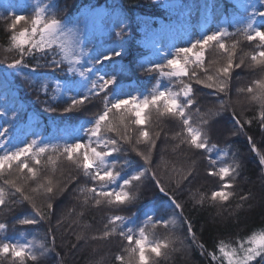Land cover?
<instances>
[{
	"label": "trees",
	"instance_id": "obj_1",
	"mask_svg": "<svg viewBox=\"0 0 264 264\" xmlns=\"http://www.w3.org/2000/svg\"><path fill=\"white\" fill-rule=\"evenodd\" d=\"M3 2L0 0V13L7 15L5 6L9 3L3 4ZM24 2L25 0H17L20 7ZM190 2L197 5L193 6L194 8L201 7L207 10L210 0H190ZM172 3H175V0H28V6L21 7V14H30L35 6L45 7L55 4L63 9L58 13L57 18L67 16L84 20V13L92 8L108 12L112 19L124 17L125 23L129 25V31L125 33V51L120 63L131 65L132 70L125 74L122 84L126 92L146 94L157 87V80L161 89L165 85H172L178 90L177 85L171 83L168 78L159 76L158 73L146 74L139 67V64L146 60L161 62L159 55L167 53L172 45L167 40L168 35L174 37L173 35L181 28L176 25L163 37L160 53L157 54L144 46L145 22L155 19L158 26L160 22L175 21L181 13L183 17H187L185 13L186 7L189 6L187 0H182L183 10L164 6ZM217 3L218 7L212 14V20L219 27H226L230 32H235L239 27L236 21L251 12V8L246 9L245 5L258 3V0H217ZM206 10L201 11V17L208 20ZM88 21L92 22V19H88L86 23ZM107 24L106 21L105 26ZM96 37L100 42L109 40L106 35L99 32L96 33ZM232 39L241 41L240 54L251 50L249 43L244 41L243 37L233 36ZM164 43L167 44L166 50L162 49ZM228 43H231V40ZM206 56L209 61L223 62V57L214 51H209ZM17 58L19 57L11 45L5 21L0 19V86L9 89L13 99L18 98L20 106L24 109V112H20L18 107L14 108L12 104L6 102L7 112L21 113L27 118L25 124L41 125L45 130L38 131V135L40 133L44 135L47 142L63 144L69 141L72 132L85 120L91 119L100 102L95 101L84 110L64 112L67 97L63 88L58 86V82L62 85L65 78L71 75L67 72V61L61 65V69L41 67L34 71L37 58L26 57V66H22V70L7 69L8 64ZM57 58H60L59 55ZM39 59L41 63H45V58ZM254 75L258 76L259 72L253 74L247 68L236 70L227 94H213L214 89L193 82L196 107L200 109L199 113L195 112V108L192 109L193 120L196 125L201 118L208 119L210 123L207 151H189L188 145H180V140L175 138V134L181 131L179 121L157 119L153 114L150 130L160 132L161 135L157 140L156 148L151 153L150 163L146 164L136 151L131 150L130 145H124L121 152L113 154L111 159L116 161V168L121 170V175L125 178L143 167L149 169V175L131 188L136 198L125 206L95 205L91 200L92 194L80 190L92 186L88 179L78 173L75 166L65 158H57L50 150L48 155H52L56 163H46L47 156L42 158L39 183L47 184L49 179L53 185L67 182V190L52 199L53 207L44 219L39 220L35 225H21L17 223L19 219L35 215L32 203L21 202L20 195H12L13 190L6 187L4 198L9 202L11 211L6 207H0V223L7 225L5 230L0 231V238L11 240L25 235L32 240L33 250L39 257L36 264H118L114 256L120 251L119 239L94 241L91 237L104 230V225L111 215L135 218V226H139L146 216L151 215L154 219L169 220V226L164 228L157 225L153 228L149 225L146 228L149 238H171L172 248L175 249L169 251L166 259L158 258L157 264H221V261H213L207 255L208 252L216 251L219 241L223 240L225 244L235 246L240 239L247 238L253 232L259 234L264 231V166L259 163V156L251 151L248 142V137H252L259 151L264 153V129H261L259 121L254 119L259 105L250 104L243 94H238L236 91L237 88L245 86ZM185 80L187 81V78ZM221 101H224L223 110H220ZM216 112L219 114L213 115ZM249 119H253V123L247 124L246 121ZM236 120L240 121L243 128L235 123ZM108 135L115 137L116 134L108 133ZM177 145L180 147L178 148ZM137 147L147 154L144 144H139ZM222 149L227 151L223 153ZM213 153L222 157H214ZM209 157L217 161L214 166L217 169L222 164H233L234 160L240 165L231 189L234 195L222 205L213 204L207 199L202 205L196 203L202 194L210 197L211 191L216 190L221 183L218 177L208 175V169L213 167L209 164ZM189 167L195 169L193 178L190 181H181V176L186 174ZM151 172L156 173L155 179L151 177ZM74 176L79 178L78 181L72 179ZM156 179L161 181V185L155 183ZM19 183L27 189L26 194L32 197V202L44 209L48 202L44 189L38 188L37 191L32 192L31 189L37 188L36 183L31 181L25 183L22 180ZM0 186H3L2 180ZM161 186L164 187V192H160ZM249 195V199L241 201L242 196ZM86 199L87 203H85ZM12 200L16 203L11 204ZM173 200L181 204L182 208L176 209ZM189 224L195 232V243L187 232ZM77 237L80 239L78 240ZM200 244L204 245L203 254L198 246ZM44 248L48 251L41 255ZM28 264L33 262L29 261Z\"/></svg>",
	"mask_w": 264,
	"mask_h": 264
},
{
	"label": "snow or ice",
	"instance_id": "obj_2",
	"mask_svg": "<svg viewBox=\"0 0 264 264\" xmlns=\"http://www.w3.org/2000/svg\"><path fill=\"white\" fill-rule=\"evenodd\" d=\"M27 6L28 0H25L21 7ZM164 6L180 10L184 8L182 0H175V3ZM262 7L264 0L245 5L246 9L251 8V12L236 21L239 27L235 32H230L226 27H216L193 36L185 28L189 38L184 42V46L178 47L172 44L167 53L159 55L161 62L146 60L139 64L146 74L158 73L159 76L166 77L177 85L178 90H173L172 87L161 89L157 80V87L146 94H133L124 91L122 84L125 74L132 70L131 65L120 63L125 51V33L129 31V25L125 23L124 17L112 19L108 12L92 8L84 13L85 21L88 19L93 21V27L89 28L87 23L82 27L79 18L67 16L57 18L58 13L63 9L55 4L45 7L35 6L30 14H17L16 5H6L5 12L8 14L0 13V19L5 21L11 45L19 57L13 59L7 69L22 70V66H26V57L37 58L34 71L41 67L61 69V65L67 61V72L71 75L65 78L62 85L58 82V86L63 88L67 97V106L63 111L72 113L86 109L95 101L100 103L97 111L92 113L88 121L90 127L83 129L86 140L76 137L63 144H53L40 139H31L23 142L22 145H13L10 123L6 121L8 126L0 125V180L3 182V186H0V207H6L11 211L9 202L4 198L7 187L13 190L12 195H20L21 202L32 203L35 215L19 219L17 223L35 225L45 218L53 207L52 199L67 190V182L53 185L49 179L47 184L39 183L42 158L47 156L46 163H56L53 156L48 155L50 150L57 158H65L75 166L78 173L88 179L92 186L80 190L91 193V200L95 205L107 204L117 207L127 205L136 198L131 188L149 175V169L143 167L125 178L121 175V170L116 168V161L109 162V158L114 153L121 152L124 145H130L131 150L136 151L145 163L149 164L151 153L156 148L157 140L161 135L160 132L150 130L153 114L157 119L179 121L181 131L175 134V138L180 140V145H188L189 151L208 150L209 120L201 118L198 125L193 120L192 109L195 108L196 113L200 112L199 107H196L193 82L214 89L213 94H227L236 70L247 68L253 74L258 71V76L254 75V78L236 91L238 94H243L250 104L259 105L254 119H257L260 128L264 129V11H259ZM257 17L260 19L257 20ZM106 21L107 26H105ZM186 24L187 19L182 13L175 21L160 22L158 26L155 19L151 22L146 21L144 46L159 54L163 37L176 25ZM97 32L106 35L111 42L98 43L95 39ZM233 36L243 37V40L249 43L251 50L240 54L241 41L232 39ZM229 40L231 43H228ZM209 51H214L223 57V62L207 60L206 54ZM58 55L60 58H57ZM49 56L51 59H46ZM39 58H45V63H41ZM223 109L224 101H221L220 110ZM218 114L219 112L213 113V115ZM0 115L6 116L7 111L0 108ZM16 115L17 113L13 112V117ZM235 123L243 128L239 120ZM246 123H253V119L247 120ZM108 133L116 135L111 137ZM248 142L251 151L259 156V163L264 166V153L259 151L252 137H248ZM139 144L146 146L147 154L139 150L137 147ZM180 145L177 147L179 148ZM208 159L209 164L213 166L208 169V175L218 177L221 183L216 190L211 191L210 197L202 194L196 203L202 205L207 199L213 204L222 205L234 195L231 189L240 165L234 160L233 164H222L217 169L214 167L217 161L211 157ZM194 171L192 167L187 168L186 174L181 176V181H190ZM150 175L155 179V172H151ZM72 179L78 181L79 178L74 176ZM21 180L25 183L31 181L37 184V188L31 189L32 192L37 191L38 188L44 189L48 196L44 209L32 202V197L26 194L27 189L19 183ZM155 183L161 185L159 179H156ZM159 190L165 191L162 186ZM249 198L250 195L242 196L240 199L245 201ZM15 203V200L11 201V204ZM172 203L176 209L182 208L175 200ZM127 220L129 218L122 215H111L104 225V230L91 237L94 241L118 238L120 251L114 256L118 264H157L158 258L166 259L170 250L175 251L172 248L171 238L149 239L146 234L149 225L153 228L157 225L168 228L169 220L154 219L153 216L148 215L139 226L131 227L126 226ZM6 228V224L0 223V231ZM187 232L195 243L196 236L191 224L188 225ZM77 239L79 240L80 237ZM198 246L203 254L204 245ZM47 251L48 249L44 248L40 254L43 255ZM207 255L213 261H221V264L223 262L261 264L264 262V231L259 234L253 232L247 238L240 239L235 246L225 244L221 240L217 244L216 251L208 252ZM38 259L32 243L12 242L0 238V264H28L29 261L36 264Z\"/></svg>",
	"mask_w": 264,
	"mask_h": 264
},
{
	"label": "rangeland",
	"instance_id": "obj_3",
	"mask_svg": "<svg viewBox=\"0 0 264 264\" xmlns=\"http://www.w3.org/2000/svg\"><path fill=\"white\" fill-rule=\"evenodd\" d=\"M3 4H6L7 2L9 3V5H16L17 8V14H21V7L19 6V4H17V0H3ZM187 3L189 4V6H185L186 10L185 13L187 14V24L184 26H181L183 28V31H180V35H178L177 37H175V42L174 44L176 46H184V42L189 38V36L186 34L185 32V28H187V32L191 33L193 36L200 34L202 31H207L208 29L211 28H216L219 27L217 24L210 22L209 20H205V17H200V13L203 10V12L206 9H201V7H198V9H195L193 6H197V5H193L190 0H187ZM215 0H211V6L206 10L207 13L211 16L213 13V11L215 10V8L217 7L215 4ZM259 11H264V7L259 8ZM190 13V15H189ZM80 19V18H79ZM260 18L257 17V20H259ZM93 22V21H92ZM91 21L87 22V25L89 28H92ZM86 23L85 20H81V26L83 27L84 24ZM180 26V25H179ZM96 41L98 43H110V39L107 42H100V39H98L97 37H95ZM167 49V44L165 43L164 45V49ZM221 62V61H218ZM166 87H172L170 85H167ZM165 87V88H166ZM173 90L174 87H172ZM12 93H10L9 89H5L4 87L0 86V108L4 109L5 111H7L6 108V102L10 103L13 105L14 108H19L20 112H24V109L20 106V101H18L17 99H13V97L11 96ZM14 102V103H12ZM16 113V112H15ZM27 118L24 117V115H22L21 113H17V115L15 117H13V112L10 113L9 111L7 112V115H0V125H5L8 126V124H6V121H8L11 125L12 128V132L10 133L11 135V141L13 145H22L23 142L27 141V140H31V139H40L43 140L45 142H47V139L44 135H38V131L40 130H45L44 128L41 127V125H29V124H25L24 121ZM89 120L84 121L82 124H80L76 130H74L69 138V141L73 140L76 137H81L83 139L86 140V135L83 132L84 128H88L90 127V124L88 123ZM156 130V129H155ZM225 151H227L226 149H222V152L224 153ZM212 156L217 157V158H221L222 155H218L217 153H213ZM112 159L109 158V162H111ZM172 218H174V216H172ZM126 226H135V222L134 219H129L127 221H125ZM147 234V233H146ZM148 235V234H147ZM149 239H154V238H149ZM21 242V243H25V242H30L33 244L32 240H28L25 236L21 235L20 237H18L17 239L14 240V242Z\"/></svg>",
	"mask_w": 264,
	"mask_h": 264
}]
</instances>
